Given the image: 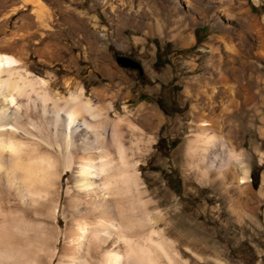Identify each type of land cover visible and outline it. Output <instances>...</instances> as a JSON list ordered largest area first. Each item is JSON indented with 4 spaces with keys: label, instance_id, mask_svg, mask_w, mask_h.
<instances>
[{
    "label": "rangeland",
    "instance_id": "374dc122",
    "mask_svg": "<svg viewBox=\"0 0 264 264\" xmlns=\"http://www.w3.org/2000/svg\"><path fill=\"white\" fill-rule=\"evenodd\" d=\"M36 1L45 6L44 22L34 2L0 0V38L19 43L24 36L27 72L48 82L61 101L69 95L63 84H75L105 117L129 118L143 133L139 148L146 143V152L134 161L146 209L168 216L146 228L165 231L179 264H264V160L258 155L264 153V60L250 53L257 42L247 30L248 15L264 18V0ZM119 58L137 62L142 72ZM103 88L114 96L98 102L93 91ZM142 105L160 117L152 132L136 121ZM214 132L225 155L229 143L238 151L249 170L247 188L229 174L206 177L202 152L188 153L198 136ZM63 203L58 222L48 218L27 236L42 248L40 264L58 262Z\"/></svg>",
    "mask_w": 264,
    "mask_h": 264
},
{
    "label": "bare ground",
    "instance_id": "6f19581e",
    "mask_svg": "<svg viewBox=\"0 0 264 264\" xmlns=\"http://www.w3.org/2000/svg\"><path fill=\"white\" fill-rule=\"evenodd\" d=\"M27 2L38 5V18L44 22L45 6ZM248 18V34L257 42L248 46L250 53L264 60V18ZM23 38L19 43L0 38V264H40L42 248L27 236L38 233L48 218L59 221L62 200L65 230L59 233L62 248L54 252L57 264H161L157 251L166 263L179 264L181 255L165 231L146 228L168 216L146 209L147 191L134 161L146 152V143L139 148L143 133L129 118L105 117L75 84H63L69 95L61 101L48 82L27 72L24 60L29 52L25 53ZM107 90L93 91V98L98 102L113 98ZM136 121L152 132L160 117L142 105ZM207 135L188 147L195 157L202 152L203 174H229L247 188L249 170L235 147L229 143L225 155L218 135ZM68 173L63 192L61 183Z\"/></svg>",
    "mask_w": 264,
    "mask_h": 264
},
{
    "label": "water",
    "instance_id": "95a60500",
    "mask_svg": "<svg viewBox=\"0 0 264 264\" xmlns=\"http://www.w3.org/2000/svg\"><path fill=\"white\" fill-rule=\"evenodd\" d=\"M117 61L123 67H127V68H130V69H133V70H138L139 73L142 72V69H141L140 65L137 62H135V61H133L131 59H123V58L120 59L119 58Z\"/></svg>",
    "mask_w": 264,
    "mask_h": 264
},
{
    "label": "crops",
    "instance_id": "0c3cea01",
    "mask_svg": "<svg viewBox=\"0 0 264 264\" xmlns=\"http://www.w3.org/2000/svg\"><path fill=\"white\" fill-rule=\"evenodd\" d=\"M223 133H224V137H225L226 139H228V138H229V132H228L227 128L224 129ZM260 135H261L262 137L264 136V133H263L262 130L260 131ZM233 146H234V145H233ZM258 151H259V153H260V154H258V155L260 156V158H261V156H262V159L264 160V153H263L262 151H260V150H258ZM237 152H238V151H237Z\"/></svg>",
    "mask_w": 264,
    "mask_h": 264
}]
</instances>
